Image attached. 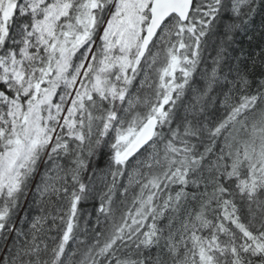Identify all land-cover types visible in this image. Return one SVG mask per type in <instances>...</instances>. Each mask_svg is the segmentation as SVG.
Instances as JSON below:
<instances>
[{"label":"snow or ice","instance_id":"6c2138e0","mask_svg":"<svg viewBox=\"0 0 264 264\" xmlns=\"http://www.w3.org/2000/svg\"><path fill=\"white\" fill-rule=\"evenodd\" d=\"M0 264H264V0H0Z\"/></svg>","mask_w":264,"mask_h":264},{"label":"trees","instance_id":"16d2710c","mask_svg":"<svg viewBox=\"0 0 264 264\" xmlns=\"http://www.w3.org/2000/svg\"><path fill=\"white\" fill-rule=\"evenodd\" d=\"M256 26H257V28H258V26H259V24H260V17H257L256 18ZM247 45H246V43H245V47H246Z\"/></svg>","mask_w":264,"mask_h":264}]
</instances>
